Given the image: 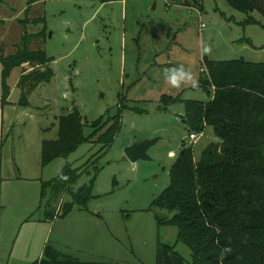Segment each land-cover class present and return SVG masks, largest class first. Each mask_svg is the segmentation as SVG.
<instances>
[{"label":"rangeland","instance_id":"obj_1","mask_svg":"<svg viewBox=\"0 0 264 264\" xmlns=\"http://www.w3.org/2000/svg\"><path fill=\"white\" fill-rule=\"evenodd\" d=\"M30 1L0 0V55L14 54L27 34L31 50L42 49L53 59L54 77L31 92L28 107L19 104L22 91L17 89L11 99L15 107L6 108L15 175L11 207L2 216L6 260L33 264L43 258V246L52 245L87 262L158 264L160 246L167 244L191 262V251L178 242V228L158 223L157 213H168L152 205L169 186L171 167L184 144L193 146L198 161L216 143L212 128L191 143L184 118L186 101L211 98L200 85L206 60L264 63V16L242 13L226 0ZM179 65L191 72L192 80L174 87L165 75ZM24 68L33 69L30 64L15 68L11 84H18ZM164 95L181 102L165 110ZM74 109L89 126L86 136L94 121L103 117L109 124L67 158L57 156L43 165L42 141L57 140L58 118ZM119 112L121 128L98 156L103 146L98 139ZM152 140L150 161L134 164L126 157V147ZM67 164L91 167V173L96 167L102 170L91 199L75 204L67 217H54L73 197L47 188L42 199V186ZM92 177L83 174L73 192Z\"/></svg>","mask_w":264,"mask_h":264},{"label":"trees","instance_id":"obj_2","mask_svg":"<svg viewBox=\"0 0 264 264\" xmlns=\"http://www.w3.org/2000/svg\"><path fill=\"white\" fill-rule=\"evenodd\" d=\"M226 1L242 13L258 11L264 16V0ZM247 23L260 25L258 21ZM30 43L26 34L14 54L0 55L3 103L10 97L8 79L15 68L26 64L33 68L29 72L24 68L18 82L22 91L19 104L24 107L30 105L31 92L54 77L53 59L42 49L31 50ZM204 66L200 85L211 98L208 102L186 101L184 118L191 133L203 134L212 128L216 143L210 144L198 161L193 146L184 144L171 167L169 186L152 205L168 213L164 216L158 212V223L178 228V242L189 248L192 261H186L175 246L161 244L158 264H264V63L206 60ZM178 102L180 97L164 95L161 99L165 110ZM121 114L114 116L110 127L100 135L98 143L103 146L98 156L113 143L121 128ZM58 120L59 138L44 142L43 165L57 156L67 158L109 124L103 117L94 121L90 125L92 133L86 136L89 126L78 109ZM101 170L96 167L91 173V167L76 169L67 164L56 179L43 183L42 199L51 188L53 193L57 190L72 195L74 200L52 215L67 217L75 204L91 199ZM83 174L93 177L74 193L73 186ZM33 264L116 263L82 261L47 245L43 258Z\"/></svg>","mask_w":264,"mask_h":264},{"label":"crops","instance_id":"obj_3","mask_svg":"<svg viewBox=\"0 0 264 264\" xmlns=\"http://www.w3.org/2000/svg\"><path fill=\"white\" fill-rule=\"evenodd\" d=\"M2 74H3V66L0 62V240H1V228H2V216L5 213L6 210H8V206L11 207L9 204L11 201V196L14 191L13 187V178H14V159H13V143L14 139L12 137V133L7 134L5 133V126H6V108L8 106H12V108L15 107L16 104L11 103V99L13 94L16 93V90L18 88L17 80L15 84H11L10 77L8 79V85L11 88V94L8 98L7 103H3V85H2ZM23 74V73H22ZM21 74V76H22ZM42 148L45 140L42 141ZM9 146V147H8ZM16 166V165H15ZM18 168V167H17ZM21 180L25 181H33L36 178H26L23 176H20ZM26 194L22 191V196ZM5 215V214H4ZM7 222V220H6ZM42 249V255L44 253L45 246ZM7 248V247H6ZM8 249H3L2 242H0V264H9V260H6V257L8 256ZM41 259V258H40ZM39 259V260H40Z\"/></svg>","mask_w":264,"mask_h":264},{"label":"clouds","instance_id":"obj_4","mask_svg":"<svg viewBox=\"0 0 264 264\" xmlns=\"http://www.w3.org/2000/svg\"><path fill=\"white\" fill-rule=\"evenodd\" d=\"M205 52L208 51L207 48L204 49ZM165 79L174 87H179L184 83L190 82L192 80V74L183 65L174 66L166 71ZM67 179V177H63Z\"/></svg>","mask_w":264,"mask_h":264},{"label":"water","instance_id":"obj_5","mask_svg":"<svg viewBox=\"0 0 264 264\" xmlns=\"http://www.w3.org/2000/svg\"><path fill=\"white\" fill-rule=\"evenodd\" d=\"M156 141H143L126 147L125 155L132 162L137 163L139 160L150 161L151 158L148 156V150Z\"/></svg>","mask_w":264,"mask_h":264},{"label":"built area","instance_id":"obj_6","mask_svg":"<svg viewBox=\"0 0 264 264\" xmlns=\"http://www.w3.org/2000/svg\"><path fill=\"white\" fill-rule=\"evenodd\" d=\"M202 134H198V133H191L190 136H189V140L191 143H195L199 137L201 136ZM170 156L174 157V153H170Z\"/></svg>","mask_w":264,"mask_h":264}]
</instances>
